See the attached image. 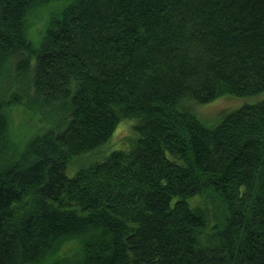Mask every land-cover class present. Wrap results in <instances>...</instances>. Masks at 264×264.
<instances>
[{"label": "trees", "instance_id": "obj_1", "mask_svg": "<svg viewBox=\"0 0 264 264\" xmlns=\"http://www.w3.org/2000/svg\"><path fill=\"white\" fill-rule=\"evenodd\" d=\"M52 1L0 0V264H264V98L195 107L264 90V0H68L36 42Z\"/></svg>", "mask_w": 264, "mask_h": 264}, {"label": "rangeland", "instance_id": "obj_2", "mask_svg": "<svg viewBox=\"0 0 264 264\" xmlns=\"http://www.w3.org/2000/svg\"><path fill=\"white\" fill-rule=\"evenodd\" d=\"M68 2V0H57L41 6L36 21L29 29V36L38 42L46 20L50 18L52 12H59ZM263 98L264 90L259 94L247 96L223 95L208 103L195 104V107L201 119L213 121L229 110L238 108L246 103L256 102ZM10 118L13 121L11 137L15 142L14 149L15 151H19L30 136L41 130L43 122L37 121L36 117L25 112L22 105H16L12 108ZM135 123L136 120L133 118L121 119L115 131L106 142L93 150L75 156L74 163H70L67 167V173L74 175L84 165L88 166L95 162L105 160L114 149L130 148L132 140L129 136L133 138L137 135L134 128Z\"/></svg>", "mask_w": 264, "mask_h": 264}]
</instances>
